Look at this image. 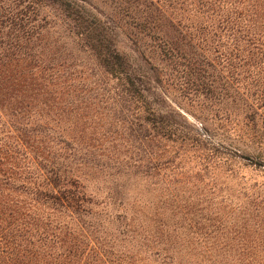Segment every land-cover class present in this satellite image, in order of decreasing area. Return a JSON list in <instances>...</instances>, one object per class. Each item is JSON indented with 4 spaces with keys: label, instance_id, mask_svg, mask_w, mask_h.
<instances>
[{
    "label": "trees",
    "instance_id": "trees-1",
    "mask_svg": "<svg viewBox=\"0 0 264 264\" xmlns=\"http://www.w3.org/2000/svg\"><path fill=\"white\" fill-rule=\"evenodd\" d=\"M48 9L100 72L95 96L74 95L81 61L46 52ZM174 73L213 105H264V0H0V264H264V184L173 190L176 173L151 193L177 147L221 146L164 107ZM96 99L106 126L74 105ZM261 108L231 151L264 172L244 153L264 151Z\"/></svg>",
    "mask_w": 264,
    "mask_h": 264
},
{
    "label": "rangeland",
    "instance_id": "rangeland-1",
    "mask_svg": "<svg viewBox=\"0 0 264 264\" xmlns=\"http://www.w3.org/2000/svg\"><path fill=\"white\" fill-rule=\"evenodd\" d=\"M95 3L102 11L107 8L101 6L98 2ZM44 14L49 15L54 22L52 28L48 30L46 42L48 48L46 52L54 53L56 48L64 46L65 50H63V53L65 56H72V60L77 61V65L81 61L82 68L78 67L74 72L76 74V83L73 89L74 95L78 96V93L81 92L85 95L84 97L95 96L93 94L97 93L96 88L100 85H95V82L100 79V72L97 67L94 66L92 59L88 55L78 51L72 41L63 38L65 28L62 26L58 13L48 9ZM114 35L117 50L130 60L136 59V55L132 52L134 48L131 44L133 39L132 32L125 27H120L115 30ZM59 36H62V38L58 39ZM146 51L148 52V50ZM168 78L169 80L166 79L162 86L163 92L169 99L168 105L164 107L167 109L170 107L175 108L187 120V128L189 129L197 128L199 130L201 129L200 126H203L209 137L216 143L220 141L221 146L215 145L214 150L211 152H203L202 149L199 150L195 147H177L176 149L179 150L176 154L173 151L171 152L172 163H164V165L158 167L162 168L161 170L151 169L153 173H160L159 177L151 179L152 185L150 189L154 190V192H151L152 195L155 197L159 195L161 180L163 183H173V180H171L172 174L176 173H182L183 177L179 181H177V178L175 179L174 184L170 187L173 190H179L182 187H189V189L194 190L197 187H203V185H200L202 183L206 184V188L213 187L221 191L222 195L236 196L255 183L263 185V168L248 167L246 166L247 160L234 157L231 151V143L234 142L233 131L236 129L235 126L243 121V111H246L249 107L261 108L264 105H213L209 99H205L199 93L189 90L184 85V79L178 74L174 73ZM89 101L79 100L74 105H90L89 107L82 106L83 115H88L89 118L97 115L101 119L99 124L101 125L103 121L104 126H106L108 120L105 116L108 112L102 109L104 107L103 104H98L100 103L98 99L93 100V103H89ZM97 105H100L99 108ZM262 109L259 110V114H261ZM177 121H180V119H177ZM260 122L262 123V121ZM79 136H81V133H76V137ZM209 143L207 142L208 148H212ZM237 145L236 147H242L239 146L241 144ZM204 147L206 146L204 145ZM241 149L245 150L246 148L242 147ZM244 153L254 161H264V151L252 153L246 149ZM145 185V183L137 181V190L132 191H143L146 188ZM90 186L91 188L93 187L92 185Z\"/></svg>",
    "mask_w": 264,
    "mask_h": 264
}]
</instances>
